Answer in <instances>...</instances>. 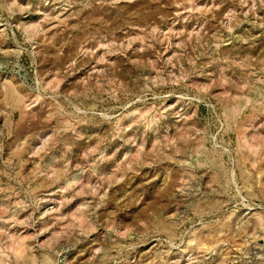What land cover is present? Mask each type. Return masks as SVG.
Masks as SVG:
<instances>
[{"label":"rangeland","instance_id":"rangeland-1","mask_svg":"<svg viewBox=\"0 0 264 264\" xmlns=\"http://www.w3.org/2000/svg\"><path fill=\"white\" fill-rule=\"evenodd\" d=\"M0 264H264V0H0Z\"/></svg>","mask_w":264,"mask_h":264}]
</instances>
